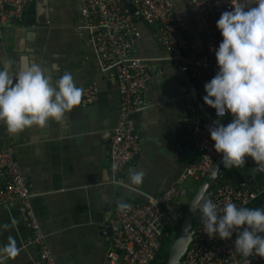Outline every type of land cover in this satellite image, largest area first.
Wrapping results in <instances>:
<instances>
[{"label": "crops", "instance_id": "1", "mask_svg": "<svg viewBox=\"0 0 264 264\" xmlns=\"http://www.w3.org/2000/svg\"><path fill=\"white\" fill-rule=\"evenodd\" d=\"M171 2L190 28L191 43L203 49L207 36L197 10L188 0ZM245 3L252 5L253 0ZM81 6V0H31L30 19L5 27L0 33V65L8 62L10 74L19 70L21 57H28L49 69L53 84L69 72L76 86L95 83L99 92L96 104L82 107L79 103L60 121L49 120L43 127L9 134L0 123V149L14 147L54 264H103L109 235L102 225L107 213L119 202L142 201L166 191L182 172L185 161L198 159L196 149L183 152L180 144L184 139L179 133L204 126L212 113L202 99L206 95L204 85L198 88L199 104L189 97L185 76L171 59L178 54L160 46L159 26L138 22L140 37L135 54L143 60L151 80L146 107L131 117L139 135V152L128 166L124 184L115 183L109 157L120 110L117 81L111 73L101 71L88 33L80 26ZM52 64L59 71H51ZM130 170L145 173L140 185L129 186ZM229 170V179L249 176L252 186L264 189V181L253 173V165ZM187 186L189 193L194 191V181H188ZM247 208L264 209V191ZM5 224L7 228H0V245L11 235L20 249L6 264H42L30 244L31 228L16 203L0 206V225Z\"/></svg>", "mask_w": 264, "mask_h": 264}, {"label": "built area", "instance_id": "2", "mask_svg": "<svg viewBox=\"0 0 264 264\" xmlns=\"http://www.w3.org/2000/svg\"><path fill=\"white\" fill-rule=\"evenodd\" d=\"M81 1V29L88 33L89 45L101 71L111 73L117 81L120 110L111 139V172L113 181L123 185L128 166L140 149L139 135L131 117L146 107L147 85L151 80L143 60L135 54L140 31L134 18L158 25L161 48L171 54L180 53L171 59L185 76L189 97L199 104V86L209 81L218 70L212 51L221 39L216 21L223 11L231 10L234 0H208L215 18L206 0H188L197 10L207 36L203 49L191 43L190 28L176 13L171 0H128L135 9L133 14L124 0ZM30 4L31 0H0V33L5 27L22 24ZM80 88L83 89L82 107L97 103L99 92L95 83ZM211 110L212 115L206 124L196 125L193 130L198 159L185 161L182 172L166 191L157 196H146L142 201L126 202L130 205L126 212H118L115 208L107 213L104 222L110 227V235L103 264H153L166 242L174 238L176 225L183 220V211L190 199L187 182L201 184L220 156L213 149L214 142L208 132L212 122L220 118L214 109ZM221 121L230 122L229 115ZM13 157L12 145L0 149V206L9 207L14 203L19 206L23 220L32 231L30 244L37 250L41 263L54 264L33 209L28 180ZM248 164L253 165V173L264 181V173L254 171L256 165L250 157L245 159L244 165ZM222 175L217 178L210 197L218 209L226 202L248 207L264 191L252 186L249 176L232 180ZM200 220L180 264H264L262 258H242L234 252L235 232L228 240L209 238L203 232Z\"/></svg>", "mask_w": 264, "mask_h": 264}, {"label": "clouds", "instance_id": "3", "mask_svg": "<svg viewBox=\"0 0 264 264\" xmlns=\"http://www.w3.org/2000/svg\"><path fill=\"white\" fill-rule=\"evenodd\" d=\"M216 27L222 40L212 49L217 72L204 84L205 105L220 119L212 122L208 132L212 147L221 155L225 168H239L250 157L255 172L264 173V0H234L231 10L223 11ZM8 62L0 65V123L9 134L33 126L43 127L49 120L60 121L66 112L80 103L83 89L76 86L71 73L64 72L53 84L49 69L21 57L19 70L9 72ZM51 71H59L52 64ZM231 116L228 123L221 118ZM143 171L130 170V187L140 185ZM200 214L203 232L209 238L228 240L236 233L234 252L242 258L264 259V209L237 207L226 202L222 208L211 199L194 202ZM130 205L119 202L118 212ZM8 225H0L7 228ZM20 249L9 235L0 245V264L15 258ZM247 261V259H246Z\"/></svg>", "mask_w": 264, "mask_h": 264}, {"label": "water", "instance_id": "4", "mask_svg": "<svg viewBox=\"0 0 264 264\" xmlns=\"http://www.w3.org/2000/svg\"><path fill=\"white\" fill-rule=\"evenodd\" d=\"M206 1L209 5V8H210L214 18H215L213 9H212L209 1L208 0H206ZM123 2L126 5V7L129 9L130 13L133 14L135 12V9H134L133 5L131 4V2L128 0H124ZM31 9H32V7L29 6L26 18H25L23 23H26V21L30 19ZM134 21L136 23H138L141 21V18L135 17ZM220 38H221L220 39V41H221L222 40L221 34H220ZM177 54L179 55L180 53L178 52ZM229 117L231 120L230 115H229ZM193 130H194V127H192V129L188 128V130L186 132L179 133V137L184 139V141L180 144L183 146L182 150L184 153L190 152V151L195 149L196 143H195L194 136H193ZM110 151H111V147H110ZM109 158L111 159V153H110ZM13 160L16 161L15 156L13 157ZM224 170H225V167L221 163V155H220L217 158L213 168L211 169V171L209 172L207 177L203 180V182L200 184V186L198 187V189L195 192L194 197L192 198V200L189 203L186 215H185L183 222H182L180 232H179L178 236L176 237V239L172 242V245L170 247L169 256H168L166 264H180L181 263V259L185 255V253L187 252L188 247L190 245V242H191V240L194 236V233H195V229L193 228L194 221L200 220V214L198 212V208L196 211L192 210V207L195 206L194 202L197 199H200L201 201L205 198L210 199V197L213 195V192L216 188L215 182H216L217 178L223 174ZM101 222H103V218H102ZM102 226H103L102 228L105 231V234L110 235V227L108 225H106L105 223Z\"/></svg>", "mask_w": 264, "mask_h": 264}, {"label": "trees", "instance_id": "5", "mask_svg": "<svg viewBox=\"0 0 264 264\" xmlns=\"http://www.w3.org/2000/svg\"><path fill=\"white\" fill-rule=\"evenodd\" d=\"M211 115H212V113H210V116ZM203 118H204V116H203ZM203 118H201L200 122L203 121ZM229 173H230V170L225 168L222 176L224 178H228V176L230 175ZM196 189H197V187H196ZM196 189H194V191L191 193L190 200H192V198L194 197ZM188 206H189V203H187V205L185 206V209L183 211V219H184V217L186 215ZM182 222H183V220L179 221V223L176 225V228L174 230V238L172 240H169V241L166 242V244L164 245V247H163V249H162V251H161V253H160L159 257H158V259L153 264H166L168 256H169L170 247L172 245V242L176 239V237L178 236V234L180 232V229H181V226H182ZM195 223L196 222L194 221L193 228H194Z\"/></svg>", "mask_w": 264, "mask_h": 264}, {"label": "rangeland", "instance_id": "6", "mask_svg": "<svg viewBox=\"0 0 264 264\" xmlns=\"http://www.w3.org/2000/svg\"><path fill=\"white\" fill-rule=\"evenodd\" d=\"M226 169H228L229 170V168H226ZM200 186V184H196L195 183V186H194V189H196V187H197V189H198V187ZM186 188L188 189V186H187V184H186ZM196 189V190H197ZM191 193L192 192H190V195H191ZM191 200L189 199V201L187 202V203H189ZM196 223H195V225H194V229H197V227H198V225H199V221L197 220V221H195Z\"/></svg>", "mask_w": 264, "mask_h": 264}]
</instances>
